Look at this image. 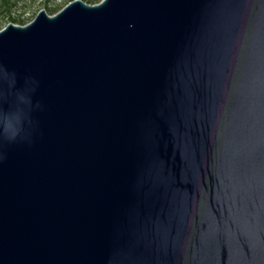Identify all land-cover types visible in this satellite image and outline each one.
<instances>
[{
  "label": "water",
  "instance_id": "obj_1",
  "mask_svg": "<svg viewBox=\"0 0 264 264\" xmlns=\"http://www.w3.org/2000/svg\"><path fill=\"white\" fill-rule=\"evenodd\" d=\"M0 264H264V0L3 28Z\"/></svg>",
  "mask_w": 264,
  "mask_h": 264
},
{
  "label": "rangeland",
  "instance_id": "obj_2",
  "mask_svg": "<svg viewBox=\"0 0 264 264\" xmlns=\"http://www.w3.org/2000/svg\"><path fill=\"white\" fill-rule=\"evenodd\" d=\"M72 1L74 0H0V31L12 23L11 18L22 20L24 26L33 21L40 11L53 16ZM81 1L88 4L86 0ZM101 1L98 0V3Z\"/></svg>",
  "mask_w": 264,
  "mask_h": 264
},
{
  "label": "trees",
  "instance_id": "obj_3",
  "mask_svg": "<svg viewBox=\"0 0 264 264\" xmlns=\"http://www.w3.org/2000/svg\"><path fill=\"white\" fill-rule=\"evenodd\" d=\"M86 2L88 3V4H91V5H93V4H97L98 3V0H86ZM11 22L12 23H14V24H20V25H22V20H20V19H14V18H11Z\"/></svg>",
  "mask_w": 264,
  "mask_h": 264
}]
</instances>
